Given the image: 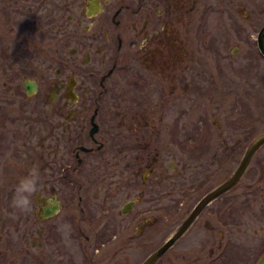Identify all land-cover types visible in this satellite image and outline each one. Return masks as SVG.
Returning <instances> with one entry per match:
<instances>
[{
  "label": "flooded vegetation",
  "instance_id": "flooded-vegetation-1",
  "mask_svg": "<svg viewBox=\"0 0 264 264\" xmlns=\"http://www.w3.org/2000/svg\"><path fill=\"white\" fill-rule=\"evenodd\" d=\"M42 2L54 50L34 58L28 97L54 103L41 106L47 167L64 196L49 187L35 215L71 206L37 232L58 247L46 261L264 264V105L237 90L217 120L192 122L208 101L207 16L264 0Z\"/></svg>",
  "mask_w": 264,
  "mask_h": 264
},
{
  "label": "rangeland",
  "instance_id": "rangeland-1",
  "mask_svg": "<svg viewBox=\"0 0 264 264\" xmlns=\"http://www.w3.org/2000/svg\"><path fill=\"white\" fill-rule=\"evenodd\" d=\"M240 4L245 9L233 17L207 16L208 47L197 53V60L205 64L201 72L209 79L205 87L208 101L193 110V124L201 119L217 120L220 107L232 103L237 90L247 97L254 95L255 103L264 105V58L255 42L264 13L259 6L254 11L250 4ZM45 6L42 0H0V264H27L28 257L33 259L32 264H60L57 257L46 261L47 249L58 247H38L37 232L61 222L71 207L62 202L57 216L45 222L36 218L37 210L20 213L11 206L15 185L32 166L39 168L44 181L36 201L49 187L64 196L60 180L47 167L53 160L46 152L45 142L50 145L51 141L47 139L48 123L43 122L41 106L48 105V111L54 103H45L39 94L29 98L22 87L28 73L38 66L34 58L53 55L55 41L48 38L44 20L50 7ZM64 226V230L69 229L68 224ZM61 238L71 249L72 240Z\"/></svg>",
  "mask_w": 264,
  "mask_h": 264
},
{
  "label": "clouds",
  "instance_id": "clouds-1",
  "mask_svg": "<svg viewBox=\"0 0 264 264\" xmlns=\"http://www.w3.org/2000/svg\"><path fill=\"white\" fill-rule=\"evenodd\" d=\"M43 183L39 168L37 166L28 168L26 174L20 177L14 187L11 206L20 213L35 212L37 210L36 197L42 192ZM48 199L51 203L52 198Z\"/></svg>",
  "mask_w": 264,
  "mask_h": 264
},
{
  "label": "water",
  "instance_id": "water-1",
  "mask_svg": "<svg viewBox=\"0 0 264 264\" xmlns=\"http://www.w3.org/2000/svg\"><path fill=\"white\" fill-rule=\"evenodd\" d=\"M256 46L257 49L260 53V55L264 58V25L260 28V30L257 32L256 35ZM22 87L26 93V95H28V93H31L32 91L29 90L30 89V85L28 84V79H24L23 83H22ZM264 140V136H262V140ZM257 144H259V142H257ZM59 206L58 203H54V205L51 207L50 212H48L46 215H50L55 213L56 211H58ZM173 241V239L169 240L165 247L167 245H169V243H171ZM161 252L155 253L154 255L150 256L144 264H152L153 261L160 255Z\"/></svg>",
  "mask_w": 264,
  "mask_h": 264
}]
</instances>
